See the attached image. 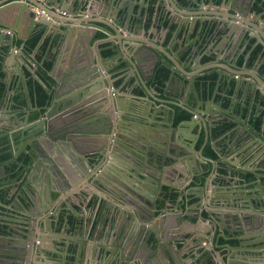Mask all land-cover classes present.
Returning a JSON list of instances; mask_svg holds the SVG:
<instances>
[{"label":"water","instance_id":"95a60500","mask_svg":"<svg viewBox=\"0 0 264 264\" xmlns=\"http://www.w3.org/2000/svg\"><path fill=\"white\" fill-rule=\"evenodd\" d=\"M83 1L78 0L79 4ZM162 1L166 8L165 20L175 23L176 31L186 29V42L179 48L182 51L180 54L175 48L170 47L169 53L159 47L160 44L163 48L166 47L164 41L167 34L163 32L167 28L159 30L161 32L157 40L153 37L149 40L131 37V34L142 33V30L144 37H147L148 29H143L142 25L139 27L130 6H124L119 0H99L98 3L103 4L100 14L104 18L110 17L113 11L117 10L116 17H111L113 23L108 24L111 30L104 29L110 35H115L118 29H122L120 36L110 40L111 47L124 57L127 71L135 77L136 85L144 89L143 97H137L133 92V83L124 91L118 90L110 71L107 68L100 69L98 63L105 61L102 51L99 52V59L89 51L86 43L93 37L87 33L90 30L88 27L91 24V27L103 28L101 25L94 21H77L74 18L62 21L58 19L56 13L59 9L77 15V5H72L70 0H0V29L8 27L9 24L4 22L5 20L19 21L29 18L32 23L34 16L30 5H37L45 8L51 16L40 17L37 23L52 27L55 32H62L67 40L66 49L61 54L58 53L59 56L56 54L53 67L47 70L54 83H48L46 103H28L31 110L37 111V118L29 120L31 112L27 109L28 106L14 103L15 106L27 109V113L22 122L14 118L11 122L15 125L3 133L5 138L0 144V149L9 147L14 157L10 165L16 164L23 168V171L19 168L17 170L24 175L25 181L12 191L13 186L9 183L11 177L6 175L12 171L6 170L3 161H0L3 167L0 171V184L7 187L8 197L13 193L11 204L6 201L4 203L8 210H0V223L7 224V228L0 229V264H179L177 255H181V260L187 264L185 254L175 243L176 239H182L188 245L193 243L194 247H198L196 251L201 250L194 253L195 259L199 255L200 264H219V255L216 253L219 238L215 240V232L218 228L225 230L226 228H222L225 225L240 234L250 230L251 238L260 239L257 246L264 248L263 119L260 126H257L256 119L260 115L255 116L254 110H238L233 102L225 109L212 99L205 100L203 81L199 89L196 85L201 73L197 71L198 67H192L196 72L185 73L184 77H181L187 84L183 93L185 96L194 97V104L178 97L177 94H166L173 101L160 98V91L153 86L158 67L167 66L162 54L170 59L171 56L176 59L185 56L184 66H192L200 55L199 63L203 65L202 58L211 55L202 49L205 45V42L201 41L203 35L207 34L209 38L213 34L222 33L224 36V33L229 31L237 33L241 28L252 32L257 44L262 45L264 49V17L256 11H249V15L254 14V21L261 20L263 24L262 30H257L253 24H248L238 16L243 12L236 8L235 4L230 6L229 4L233 3L230 0H224L221 6L233 8L237 14L232 15L229 12L228 18H224L222 13L190 14L183 11L197 9L199 0ZM200 2L207 5L205 0ZM213 5L215 6V0L212 1ZM131 18L132 24H128ZM65 21L69 24H65ZM77 22H80V25H77ZM84 26L86 30H83ZM64 27L67 30L65 33ZM2 32L0 56L9 72L3 77L7 83L0 105V127L6 123V113H12L14 117L17 115L18 109H13V103L9 101V92L25 86L28 70L32 78L40 77L39 69L31 64L36 57L29 54L30 58H27L25 45L19 50L18 45H14V37L8 34L4 36ZM191 35L195 40L192 39L191 45L183 49L190 43ZM7 47L10 50L3 51ZM211 52L216 55L218 53L213 51L212 47ZM238 58L236 56L235 61L228 63L235 68H243L241 70L251 68V54L247 55L243 65H239ZM172 61L177 66V62L174 59ZM14 65L18 67L17 74L13 73ZM261 65L262 63L254 68L260 78L253 74H249L251 78H246L243 76L246 72L228 74L221 68L216 72L230 78L236 77V93L243 92L245 96L249 93L252 99H256L259 92L264 95V75H259ZM39 66L42 67V63H39ZM175 66L171 69L176 77L179 74ZM211 74L205 73L202 76ZM175 77L171 78L172 81ZM213 81L208 79L206 82ZM234 99L236 101V98ZM172 104L180 106L194 116L176 122V109ZM243 106L248 108V105ZM228 122L234 123L237 129H243L248 135L245 144H242L241 153L250 151L255 157L252 163L260 157L263 158L257 165L253 163L252 171L257 190L250 194L243 191L231 193L233 188L229 186L221 188L220 192L219 188H213L208 194L211 175L220 173V165L205 155L204 146L197 149L200 131L190 130L192 136L186 134V129L192 125L203 127L207 131V140H211L219 156L227 158L229 164L235 168H229L228 174L233 176L235 172L246 180L248 173L241 174L237 169H248L251 164L244 168L243 164L234 161V158L223 155V148L214 142V127L218 125L220 131L228 133L229 130H225ZM231 146L235 147L234 142ZM205 161L211 163L209 169H205ZM179 162L185 164L184 168L177 165ZM207 173L209 175L204 183L196 180ZM167 174L172 177H185L186 180H191L190 183L195 182L185 193L181 185L170 193L179 194L177 202L183 200L187 203V213L179 205L173 207L175 211H171V196H161ZM144 188L151 195L147 194ZM95 197V204L98 205L100 199V204L110 212H114L113 208H116L118 220L121 217L126 219L121 240L111 246L107 241L108 244H105L98 257L88 254L91 243L90 240H85L81 232L79 236L77 233V237L71 238L64 233L61 236L56 235L59 233H53L54 228L59 225H65L66 232L68 229L78 232V229L82 228L85 232V216L78 213L79 208L84 213L90 207L87 204ZM55 199H59V212H70L67 217L61 219L58 209L56 212L54 209L50 210ZM193 200L198 204L196 214L190 215ZM115 202L117 205H113ZM0 204H3L1 196ZM156 211L160 213L156 214ZM70 215L76 218L72 224ZM49 223L55 227H50ZM203 224H206L208 229H204ZM191 226L192 229L189 228ZM58 238L63 242L61 248L47 244L49 240L54 243ZM239 238L246 237L242 235ZM206 241L208 243L203 244ZM104 243L100 242L98 248L101 249ZM225 247L231 249L244 246L226 243ZM252 248L256 246L253 244ZM197 261L193 264H197Z\"/></svg>","mask_w":264,"mask_h":264},{"label":"crops","instance_id":"0c3cea01","mask_svg":"<svg viewBox=\"0 0 264 264\" xmlns=\"http://www.w3.org/2000/svg\"><path fill=\"white\" fill-rule=\"evenodd\" d=\"M42 1V0H41ZM72 2V5H77L76 11L77 15H74L72 12L67 11L66 15H62L60 13V9L57 11L56 15L58 16L59 20H67V19H75L77 21H82L85 20L86 23L87 21H94L96 24L101 25L103 28H98V27H91V24L88 28H90V30L87 32L90 36H92L93 38L88 40L86 45L89 49V51L93 54H95V56L98 57L99 59V52L102 51L103 56L105 57V61L104 62H100L99 67L101 70H105V68H107L110 71V74L112 75V77H114L116 86L118 87V90L124 91L125 89H128L132 83H133V92L136 93L137 97H143L144 95V89L141 86H137L136 82L134 81L135 77L132 75V73H130V71H127V63L124 60V57H122V55L120 53H117L116 51H114V49L111 47V42L110 40H113L115 38V36H120V32L122 31V29H118V33H116L115 35H110L108 34L104 28H108L111 30V27L108 26V24L113 23V19H111V17H116L117 14V10H114L113 13L110 15V17H103L100 13L101 10L103 8V4L99 5V0H84L82 4H79L78 0H70ZM107 0H104V2H106ZM121 3H124V6L128 5L131 8V13L133 14V18L136 19V21L139 23V27L142 25V28H147L148 29V34L147 37H144L143 35V30L141 31L142 33L137 34V35H133L131 34V37L134 38H139V39H145V40H149L150 37L155 38L154 40L159 39L160 37V32L159 30H162V28H167L163 33L167 34V37L164 41V43L166 44V47H162V44H160V48H162L163 50H167L169 53V48H175L177 50H179V48H182V45L184 42H186V29L184 28L183 30L179 29L176 31V27L177 25L175 23H171V21H166L165 20V12H166V8L164 7V2L162 0H158L154 9V13L150 14L148 13V9H149V0H130V2H124V0H119ZM167 1H173V0H167ZM184 2H186V0H183ZM212 1L213 0H205V3H207V5H204L202 2H200L199 0V6L197 7V9L195 10H183L185 12H188L190 14H198V13H205V12H213V13H222L224 15V18H228L229 16V12L233 14H237L235 13L236 11L233 8H229V7H224L221 6L224 0H215V6H212ZM233 1V3H230L229 5L231 6V4H235L236 8L242 10L243 13L239 14L238 16L241 17V19L246 20V22L248 24H253V26L258 30H262V22L261 20H257L259 21V25L257 23V21H254V14L249 15V11L251 10L252 12L256 11L257 13L260 14V16L262 15L264 17V9L263 10H257L256 5H262L263 1L260 0H230ZM228 2V0H227ZM218 4V6H217ZM70 5V3H69ZM30 9H31V5H30ZM57 10V9H56ZM83 11V12H82ZM110 14V13H108ZM123 14V10L120 11V15L122 16ZM34 19L33 22L31 23V20H29V18L27 19H22L17 21V19H13V20H5L4 22H6L8 25V27H3L4 29H11L12 31H14V34L12 35L14 37V45H18L19 50L21 48V46L24 45V42L27 40V38L30 36V34L37 29H43L44 28V33L41 39V45L44 44V42L46 41V57H48L51 61H53V59L55 58L56 54H61V52H63L66 47H67V40L64 38L65 36L62 35V32H55V30L52 27H48L44 24L41 23H37V20L40 17H36L33 13ZM130 19V21L128 22V24L132 21V19ZM56 19V18H55ZM57 20V19H56ZM59 20H57L58 22H60ZM65 24H69L67 21L64 22ZM256 23V24H255ZM132 24V22H131ZM74 25V24H73ZM77 25H80V22H77ZM175 25L173 29H171V26ZM187 25V23H186ZM185 25V26H186ZM199 25V24H198ZM258 25V26H257ZM237 26V25H235ZM86 26H84L83 30L85 29ZM93 28V29H91ZM141 28V29H142ZM201 28V26H200ZM4 29H0L2 32V34L5 36L7 35L4 32ZM64 33L67 31L65 30L66 28L64 27ZM237 28H235L236 30ZM0 31V33H1ZM125 34H127V32H124ZM253 34L252 32H246L244 30H242L241 28L238 30L237 33H233V32H227L224 33V36L222 35V33H217V35L213 34L212 36H207V34L201 39V41L205 42V45L202 47L203 51L206 53H210L211 55H205L202 58V63L203 65H200L199 63V59H200V55L199 58L196 57L195 62L193 63L192 66H184L183 61H185V56H181L180 59H176L174 57L171 56L172 59H174L177 62V66H175V64L173 63L172 59L168 58L167 56H165L164 54H162V56L166 59V63L167 66L164 65L162 66V68L159 70L161 73H165V77L158 80L156 79L155 82L153 83V86L155 87V89H157V91H160L161 94H159L158 96L160 98L166 99L168 101H173L171 100L170 97H167L166 94H177L178 97L182 98V99H187V100H194V97H189V96H185L184 95V89L187 86V84L184 83V81L182 80L181 77H184L185 73H194L196 72L195 70H193L194 68L192 67H198L197 71H201V73L198 76V79L200 78V76H202L205 73H209L211 75H213L214 73L216 74L217 78H214V81H216V83H212L213 86L211 87V85H209L210 83L208 82V85L210 86V94L211 97H209L208 100H210V98L212 99V97H214L215 95H219L224 97V95L226 96V98L230 99L235 105L236 108L242 109L243 111H248L249 108L253 111L254 115L258 114V115H263V123L264 124V95L262 93H258L257 98H251V96L249 95V93L247 94L248 96H245V94L243 92L240 93H236L235 90V86L237 83L236 77L235 78H230L228 75L224 76V75H220L216 72V70H218L219 68L222 69V71L224 72H246L247 74L243 75L246 76V78H251L252 76H250L249 74H253L255 76L258 77V73L256 72V70L254 68H257L259 66L260 63L263 64L264 62V55H260L258 57V59L256 61H254L253 63L251 62V58H250V69H244L241 70L243 68L239 67V68H235L233 66H231L228 61H235L234 57L236 58V56H238V63H239V59L243 58V62L239 65H243L244 62L246 61V57L247 55H250L252 50H253V45H249V35ZM222 35V36H221ZM8 36V35H7ZM11 36V35H9ZM64 36V37H63ZM165 36V35H164ZM190 39V43H187L188 45H185L183 47L184 48H188L191 45V40H195V38L193 37V35L189 36ZM208 38L207 40H205V38ZM68 38V37H67ZM196 41H198V39H196ZM195 45V43H194ZM200 46H196V48H199ZM211 47L213 51H217V55L211 52ZM26 48V47H25ZM10 50V48H4L3 51H7ZM110 50V53H107L106 51ZM264 50V49H263ZM27 53H25L27 58H30L28 55L32 54L36 57V54L38 52V49L33 50V51H26ZM182 51L179 50L178 54H180ZM58 54V56H59ZM252 56V55H251ZM3 59V58H2ZM34 63V62H33ZM31 61V64H33ZM14 64V62H13ZM54 64V61H53ZM173 65L176 67L175 70H177L179 76H173L174 72L172 71L171 67H173ZM53 67V66H52ZM262 68V65H261ZM2 69H3V73L4 76L6 75L7 72H9L8 67H5L3 60H2ZM13 69V73L15 72L17 74L18 72V67L16 65H14L12 67ZM30 69V68H29ZM51 69V68H50ZM48 69V70H50ZM27 72V71H26ZM27 73H30V71L28 70ZM27 75V74H26ZM48 75V80H44L43 82L40 80L39 76L36 78H31L32 83H29V77L28 75L26 76V83L25 86H20L19 88L15 89L13 91L9 92V101L10 103L12 102V108L13 109H18L17 111V115L16 117L12 116V113H6L5 117H7L6 119V123L4 126L0 127V134H1V140H0V144L2 141H4V136L3 133L4 131L8 130V128H10L11 126H14L15 124L12 123L11 121L14 118H17L16 120L20 119L19 122L23 121V118L25 117L26 113H27V109H29V112H31V114L33 112H36L35 110H31V108H29L28 103H34V101L36 100V95H35V86L34 82L40 81L42 82L43 86L47 89L48 88V83H54L53 78L47 73ZM236 75V74H235ZM259 75H264V71H262V69L260 70ZM175 77L176 79H173V77ZM42 77V76H41ZM43 78V77H42ZM172 78V79H171ZM260 78V77H258ZM5 83H7L6 81H4ZM197 87L200 88V82L198 81V83H196ZM230 90H232V92H229ZM140 91V92H139ZM230 93V94H228ZM236 94V95H235ZM214 95V96H213ZM236 98V101L235 99ZM255 99V100H254ZM230 101V102H231ZM14 103H18L21 106H28L27 109L25 108H20L18 106H15ZM248 105V108L244 107L243 105ZM39 105V104H38ZM172 107H174L177 110L178 115L180 116V112L179 109L184 110L183 108H181L178 105H174L172 104ZM185 111V110H184ZM251 111L249 112V114L251 113ZM30 114V116H31ZM38 116V115H37ZM176 116V117H179ZM194 116L193 114H190V117ZM256 116V115H255ZM189 117V118H190ZM198 117V116H197ZM187 118V119H189ZM31 119V117H30ZM29 119V120H30ZM177 119V118H176ZM184 118H180L179 121H182ZM255 121V117L252 119V122L254 123ZM229 126L225 128V130H229L228 133H224L222 131H220V126H215L214 127V142H216L219 146H221L223 148L222 154L223 155H228L231 158H234V161L240 162L241 164H243L244 168H248L249 164H251V166H249L248 169H237L241 171L242 173H248V175H252V177L247 178L246 180H244L242 178V176H239V174H236L235 172H233V176L228 174V170L229 168H234L233 166H231L227 160V158H222L219 156L218 152L216 149H214L212 142L210 139L207 140L206 136H207V131H205V129L202 128H198L196 125H192V126H188L189 129H186L187 132L186 134L189 136H192V130L193 132L196 131H200L201 136H200V140L197 144V149H201L204 146V153L207 157L212 158L215 160L216 163H218L220 165V173L218 175H216V173H213V175H211V179L209 182V190L207 191V193H210V190H212L213 188H219V192L221 191V188L223 187H232L233 189L231 190V193L237 194L240 192H246V193H253L257 190V185L254 183L255 181V176H254V172L252 171L253 168V163H255V165H257L261 160H263L262 157H260L258 160L254 161L252 163V160L255 158L253 157V155L250 154V151H248V153H241L242 150V144L245 142V139H248V135L245 134L243 131V129H237L235 124L232 122H228ZM263 126V125H262ZM261 126V127H262ZM261 129V128H260ZM191 130V132H190ZM234 142L235 147L231 146V144ZM245 144V143H244ZM259 145V143L257 144V146ZM231 146V147H229ZM9 148V147H8ZM10 153L11 150L9 149ZM210 151H214V153L216 154V157L213 158L210 154ZM243 152V150H242ZM12 157V154H11ZM229 158V157H228ZM230 159V158H229ZM1 160V159H0ZM4 161V160H3ZM28 161V160H27ZM4 163V162H3ZM180 167L185 166L184 163L179 162L177 164ZM211 163L209 161H205L204 163V167L205 169H209L210 168ZM8 167V166H7ZM11 167V168H10ZM9 170H11V174H8V177H11V180L9 181L10 184H12L13 189L12 191L18 187L21 186V184H23V182L25 181L24 179V175L22 173H19V170L23 171V168L21 166H18L16 164H14L13 166L10 165ZM2 166L0 165V171L2 170ZM19 168V170H17ZM226 169V170H225ZM235 169V168H234ZM225 170V171H224ZM238 172V171H237ZM209 175L208 173L204 175V177H197L196 180L198 182H205L206 181V176ZM247 175V176H248ZM191 180H186L185 177L182 178H178V176L176 177H172L169 176L168 174L166 175L164 182H163V187L161 190V196H169L171 191H174L177 189L178 185H181V187H183L184 189V193L186 192L185 190L188 189L190 186H194L195 182H191ZM214 184H213V183ZM8 185V184H7ZM3 187V188H2ZM165 187L170 188L169 192L165 191ZM243 187V189H242ZM6 188L3 185L0 184V196L3 199V204H0V210H8V206L5 207L4 203L5 201L8 204H11V197H12V192L11 197L7 196L6 193ZM234 188H238L237 190H234ZM143 190H145V192H147V194L151 195V193L146 190V188H144ZM56 195V194H54ZM178 193H173L171 196V202L169 204V209L171 211H175L173 210L174 206L179 205V207L181 209H184L185 212L187 213L189 210V207L187 208V203L184 202L183 200H181L180 202H177L176 198L178 197ZM56 197V196H55ZM7 198V199H5ZM97 198L95 197L94 200H92L91 202H89L87 205L90 206L88 209L85 210L84 213L81 212V209L79 208L80 215L81 216H85L84 219V224L86 227L85 232L83 231V228L80 230L78 229V232L74 231L71 232L70 229L67 230L65 228V225L63 226H58L57 228H54L53 233H59L56 234L57 236L60 235L62 233L66 234L68 237H77V233L78 236L80 235V232L85 236V240L88 239L90 240V247L88 249V254L91 256H100V254L102 253V251L104 250V246L105 244H108L111 246L114 242L118 243L121 240V236L124 233V229L126 227V219L125 217H121L120 220H118L119 214L116 213L117 210H115L116 208H113L114 212H110L107 207H104L100 204V199L98 200V205L95 204ZM196 200L191 201L192 205H191V209L190 210V215H195L196 214V205L198 204V202H195ZM69 203V202H68ZM59 204V199H55V201L52 203V206L50 207L52 209H54V212L57 211L58 209V205ZM113 205H117V202L113 203ZM65 207V206H64ZM166 207V206H165ZM60 208V206H59ZM59 212V209H58ZM70 212L68 211H60L59 212V217L62 219L64 217H67L68 214ZM160 213L159 211H156V214ZM171 214V212L169 213ZM53 218H55V216H53ZM76 218H74L73 215H70V221L71 224L73 222H75ZM50 227L54 226V224L49 223ZM188 224H185V226H187ZM24 227V225H22ZM227 226V225H225ZM222 227V228H226L225 230H221V229H217L215 232V240H217L219 238V241L217 242V248H216V253L219 255L217 256V259H219L220 263L219 264H264V248L260 249L257 245L259 244V240L258 238H251V234H250V230H247L245 233L240 234V232L235 231L233 232L231 229H229V227ZM5 227L7 228V224L4 223H0V228ZM55 227V226H54ZM76 226H74L75 228ZM190 229H192V226L189 227ZM203 228L204 229H208L206 224H203ZM56 230V231H55ZM198 235H201V233H197ZM242 235H244L246 238L240 239L239 237H241ZM263 238V236H262ZM230 240H236V243H231L232 246H244V247H240V248H228L225 247V244L230 241ZM108 241V242H107ZM100 242H105L104 245L102 246L101 249H99L98 244ZM61 243H63L61 241L60 238H58V240H55V242L53 243L51 240L48 241L47 244H49L51 247L52 245L54 246H58L59 248H61ZM177 247L185 254V261H187V264H193V262H195V260L197 261V264L201 263V260L197 258L195 259L194 253H197L198 250L196 251V249L198 247H194L195 245L193 243H190L189 245L187 244L186 241H183L182 239H176ZM208 241H206L203 244H207ZM88 244V243H87ZM169 244V243H168ZM255 245L256 248H252V245ZM249 246V247H248ZM260 250L262 253H260ZM215 251V250H214ZM98 252V253H97ZM175 256V255H174ZM224 257V259H223ZM177 259L179 261V264H185L182 260H181V255H177Z\"/></svg>","mask_w":264,"mask_h":264},{"label":"trees","instance_id":"16d2710c","mask_svg":"<svg viewBox=\"0 0 264 264\" xmlns=\"http://www.w3.org/2000/svg\"><path fill=\"white\" fill-rule=\"evenodd\" d=\"M158 0H149V9H148V13L150 14H153L154 13V9H155V6H156V3H157ZM183 1V0H182ZM260 1H263L262 2V5H256V8L257 10H263L264 9V0H260ZM167 21V20H166ZM175 25H172L171 26V29L174 28ZM43 33H44V28L43 29H37V30H34L30 36L27 38V40L24 42V45H25V50L26 51H33V50H36L38 49V52L36 54V59L33 60L32 62L35 63V66L34 67H37L39 69V73H40V80L43 82L44 80H48V75H47V70L52 68L53 66V61H51L48 57H46V41L44 42V44L41 45V39H42V36H43ZM107 53H110V50L106 51ZM251 62L253 63L254 61H256L258 59V57L260 55H264V50H263V47L262 45H258L252 52H251ZM243 62V58L239 59V64H241ZM39 63H42V67L39 66ZM164 66V65H163ZM162 68L161 67H158L157 69V72H156V79L160 80L162 78L165 77V73H161L159 70ZM262 71H264V62L262 64ZM28 77H29V83H32V80H31V73H27ZM43 78H42V77ZM3 77H4V73H3V69H2V56H0V105H1V100L3 98V95H4V92H5V89H6V83L4 82L3 80ZM214 78H217L216 74L214 73L213 75H209V80H214ZM42 82L40 81H37V82H34V85L35 86V95H36V100L37 103L39 105H44L48 99V93H47V89L43 86ZM214 83H216V81H213ZM212 82V83H213ZM211 87L213 86V84H210ZM140 92V91H139ZM229 92H232V90H230ZM230 94V93H228ZM217 98L219 100H222L226 103V105L228 106L229 105V99L226 98V96L224 95V97L222 96H219L217 95ZM179 112H180V116L182 117H190V114L183 111L182 109H179ZM37 115L38 113L36 112H33L31 114V119L30 120H33V119H36L37 118ZM177 117L176 119V122L179 121V119L181 117ZM262 119H263V115H260L257 119H256V124L257 126H260V123H262ZM229 124L225 125V128L228 127ZM210 154L213 158L216 157V154L214 153V151H210ZM226 170V169H225ZM224 170V171H225ZM252 177V175H248V178ZM170 188L168 187H165V191L166 192H169ZM232 243H236V240L234 241H231Z\"/></svg>","mask_w":264,"mask_h":264},{"label":"flooded vegetation","instance_id":"af4514ba","mask_svg":"<svg viewBox=\"0 0 264 264\" xmlns=\"http://www.w3.org/2000/svg\"><path fill=\"white\" fill-rule=\"evenodd\" d=\"M249 45H253V50L259 45V44H257V41H256V39L253 37V34H250L249 35ZM252 50V51H253ZM208 78H209V75L208 76H200V78L199 79H197V82L196 83H198V81L201 83L202 81H203V85H204V95H205V100H208L209 99V97H211V95L212 94H210L211 92H210V84H212V83H210L209 85H208V82H206L207 80H208ZM201 85V84H200ZM199 89V88H198ZM214 96V95H213ZM211 99V98H210ZM230 100V99H229ZM189 102H190V104H194V100L193 99H191V100H188ZM212 101H215L217 104L219 103L220 105H221V107L222 108H225V109H228L229 107H230V105H231V103H232V101L229 103V105L227 106L226 105V103L224 102V101H222V100H219L218 98H217V95H215L214 97H212ZM184 111V110H183ZM185 112H187V111H185ZM187 113H189V112H187ZM190 114V113H189ZM176 116H179L178 115V113H177V110H176ZM180 117H182V116H180ZM177 118V117H176ZM182 118H184V117H182ZM185 118H189V117H185ZM184 118V119H185ZM12 153V152H11ZM11 153H10V151H9V148L8 147H5V148H1L0 149V161H3L4 163H3V165H5V167H6V170H8L9 169V167H10V163L12 162V160H13V158L14 157H11ZM20 160H21V158H20ZM8 166V167H7ZM11 168V167H10ZM6 175H8V174H6ZM1 216V215H0ZM1 219V218H0ZM1 229V228H0ZM232 240H230V241H228L227 243H232L231 242Z\"/></svg>","mask_w":264,"mask_h":264},{"label":"built area","instance_id":"2783aa9c","mask_svg":"<svg viewBox=\"0 0 264 264\" xmlns=\"http://www.w3.org/2000/svg\"><path fill=\"white\" fill-rule=\"evenodd\" d=\"M31 10L33 11L34 15L38 18L40 16H46L47 18H51L50 14L45 8H41L37 5H31ZM60 13L62 15H66L67 11L61 10ZM4 32L8 35H13L14 31L11 29H4ZM33 66H35V63H33Z\"/></svg>","mask_w":264,"mask_h":264}]
</instances>
